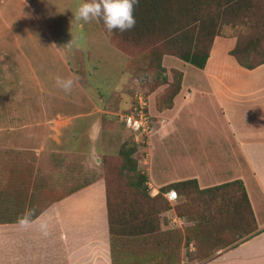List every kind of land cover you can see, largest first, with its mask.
<instances>
[{
	"label": "crops",
	"instance_id": "obj_1",
	"mask_svg": "<svg viewBox=\"0 0 264 264\" xmlns=\"http://www.w3.org/2000/svg\"><path fill=\"white\" fill-rule=\"evenodd\" d=\"M236 44V36H217L205 68L190 79L184 71L174 107L158 112L173 120L194 112L196 103L210 107L188 122L185 141L171 145L168 124L151 137L152 149L185 158L172 172L155 175L158 187L185 179H197L202 188L238 179L246 185L258 229L204 264H264V64L242 66L231 54ZM87 101L88 112L61 108ZM87 101L27 94L0 100V264H114L105 178L82 182L107 148L99 144L103 109ZM198 118L201 134L192 130ZM67 181L80 187L53 198L52 186ZM31 204L38 206L34 213Z\"/></svg>",
	"mask_w": 264,
	"mask_h": 264
},
{
	"label": "rangeland",
	"instance_id": "obj_2",
	"mask_svg": "<svg viewBox=\"0 0 264 264\" xmlns=\"http://www.w3.org/2000/svg\"><path fill=\"white\" fill-rule=\"evenodd\" d=\"M79 3L80 0H0V100H12L26 94L41 100L49 97L61 101L94 99L99 108L103 109L100 113L104 129L99 137V144L107 148L98 155V168L84 173L82 182L91 181L97 175L106 176L104 157H112L118 164L123 146H135L134 157L138 161V168L148 176L150 192L156 195L165 185L158 187L154 180L155 175L162 173V169L163 175L172 172L169 170L171 165H183L185 158L177 159L174 153L172 156L164 155L161 153L162 148L152 149L151 137L159 127L168 124L166 133L170 135L167 140L173 141L171 145H174L177 139L184 142L189 131L188 122L201 116L199 108L204 110L210 107L196 103L198 108L194 112L188 113L187 109L182 116L173 120L169 115H159L158 112L167 109L159 108L157 96L164 92L168 85L164 84L155 92H151L155 78L153 72L141 69L145 61L142 62L141 58H130L115 48L99 22L75 21L73 13ZM233 30L236 29L227 27L225 34H232ZM163 65L170 82L174 81V69L183 73L186 71L187 74L190 72L189 79L192 71H199L191 64L170 55L164 56ZM58 76L74 81L70 92H65L56 85ZM140 98L147 102L146 112L152 121V130L143 133H137L128 127L125 121ZM5 105L14 108V105L2 102V106ZM91 105L87 101L84 105H67L61 108L71 113H84L91 109ZM195 125L192 130L195 133L200 132L201 119L198 118ZM111 126L112 130L109 132ZM26 172L24 171V174ZM135 177L134 170L125 169L124 181ZM52 187L51 196L60 198L79 188L80 184L71 185L67 181V185ZM166 196L169 199L168 193ZM184 198L179 195L176 200L169 201L175 207ZM37 207L31 204L29 213H34ZM22 211L16 210L14 214H20ZM162 218L161 233L149 237L129 238L118 247V264L206 263L193 262L195 245L186 243L181 238L179 232L184 233L188 222L178 216L174 208L163 214ZM177 233L178 237L175 236Z\"/></svg>",
	"mask_w": 264,
	"mask_h": 264
},
{
	"label": "trees",
	"instance_id": "obj_3",
	"mask_svg": "<svg viewBox=\"0 0 264 264\" xmlns=\"http://www.w3.org/2000/svg\"><path fill=\"white\" fill-rule=\"evenodd\" d=\"M134 15L136 26L125 32L109 33L102 21L99 23L115 48L145 61L141 69L153 72L155 78L151 92L168 85L157 96L160 109L174 107L184 78L182 71L174 69V81H169L164 56H175L204 69L215 38L232 35L237 37V44L231 54L242 66L254 69L264 64V0H140ZM227 27L236 30L226 35ZM135 151V146L124 145L118 164L109 156L103 160L114 264H118V247L127 239L161 233L163 214L172 208L190 223L184 233H179L186 243L195 245L193 262L212 260L220 250L244 242L258 229L243 180L202 188L197 179H185L152 195ZM127 168L134 170L136 177L124 181ZM169 192L185 197L176 208L166 196Z\"/></svg>",
	"mask_w": 264,
	"mask_h": 264
},
{
	"label": "clouds",
	"instance_id": "obj_4",
	"mask_svg": "<svg viewBox=\"0 0 264 264\" xmlns=\"http://www.w3.org/2000/svg\"><path fill=\"white\" fill-rule=\"evenodd\" d=\"M139 2L140 0H80L73 13L74 20L82 23L102 21L109 33L129 31L136 26L134 11ZM73 83L71 78H56V85L65 92L71 91Z\"/></svg>",
	"mask_w": 264,
	"mask_h": 264
},
{
	"label": "built area",
	"instance_id": "obj_5",
	"mask_svg": "<svg viewBox=\"0 0 264 264\" xmlns=\"http://www.w3.org/2000/svg\"><path fill=\"white\" fill-rule=\"evenodd\" d=\"M146 111L147 102L143 98H140L139 101H137L132 113L125 119V121H127V126L131 127L137 133H143L152 130V121ZM168 197L170 200L177 199L176 194L173 192H169Z\"/></svg>",
	"mask_w": 264,
	"mask_h": 264
}]
</instances>
